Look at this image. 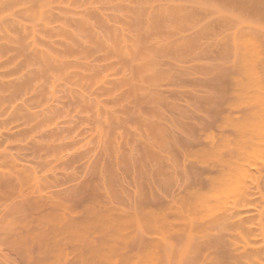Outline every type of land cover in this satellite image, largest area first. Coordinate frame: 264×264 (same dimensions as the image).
Instances as JSON below:
<instances>
[{
    "label": "rangeland",
    "instance_id": "rangeland-1",
    "mask_svg": "<svg viewBox=\"0 0 264 264\" xmlns=\"http://www.w3.org/2000/svg\"><path fill=\"white\" fill-rule=\"evenodd\" d=\"M0 1V264H264V0Z\"/></svg>",
    "mask_w": 264,
    "mask_h": 264
},
{
    "label": "bare ground",
    "instance_id": "bare-ground-1",
    "mask_svg": "<svg viewBox=\"0 0 264 264\" xmlns=\"http://www.w3.org/2000/svg\"><path fill=\"white\" fill-rule=\"evenodd\" d=\"M9 1H10V0H9ZM13 1H14V0H13ZM13 1H10V2H13ZM0 2H1V1H0ZM3 2H4V0H3ZM1 3H2V2H1ZM7 3H9V2H7ZM2 5H3V4H2ZM41 6H42V5H41ZM43 6H45V5H43ZM40 8H41V7H40ZM43 8H45V7H43ZM49 10H50V9H49ZM47 11H48V10H47ZM45 12H46V11H45ZM37 19H38V18H37ZM37 19H36V20H37ZM36 20H35V21H36ZM48 21H49V20H48ZM48 21H47V22H48ZM42 22H43V20H42ZM50 24H51V23H50ZM50 24H49V25H50ZM45 25H46V24H45ZM38 27H39V25H38ZM38 27H36V28L38 29ZM40 27H41V25H40ZM31 28H32V27H31ZM31 31H32V30H31ZM38 31H39V29H38ZM235 32H236V31H235ZM232 34H233V33H232ZM240 34H242V33H240ZM44 38H45V37H44ZM237 38H238V37H237ZM239 39H240V37H239ZM36 43H37V42H36ZM44 44H46V43H44ZM39 45H40V44H39ZM41 46H42V44H41ZM44 47H46V46H44ZM44 47H43V48H44ZM237 47H238V46H237ZM50 52H51V51H50ZM52 54H53V53H52ZM53 55H54V54H53ZM50 57H51V56H50ZM57 61H58V60H57ZM57 61H56V62H57ZM51 62H52V61H51ZM53 63H54V62H53ZM53 63H52V64H53ZM3 153H4V152H3ZM7 155H8V153H7ZM11 164H12V163H11ZM6 171H8V170H6ZM10 174H12V173H10ZM258 217H259V216H258ZM261 228H262V227H261ZM260 230H261V229H260ZM262 231H263V229H262ZM262 234H263V233H262ZM241 239H242V238H241ZM263 243H264V242H263ZM262 250H263V249H262ZM252 252H253V251H252ZM258 252H260V251H258ZM255 254H256V253H255ZM247 256H249V255H247ZM263 256H264V255H263ZM254 257H255V256H254ZM252 258H253V257H252ZM247 260H248V259H247ZM249 260H250V258H249ZM252 260H253V259H252ZM260 260H261V259H260ZM245 261H246V260H245ZM248 262H250V261H248ZM254 262H255V259H254ZM255 263H256V262H255ZM253 264H254V263H253Z\"/></svg>",
    "mask_w": 264,
    "mask_h": 264
}]
</instances>
